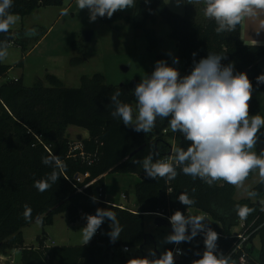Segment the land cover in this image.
<instances>
[{
  "label": "trees",
  "instance_id": "1",
  "mask_svg": "<svg viewBox=\"0 0 264 264\" xmlns=\"http://www.w3.org/2000/svg\"><path fill=\"white\" fill-rule=\"evenodd\" d=\"M63 0H13L10 9L22 17L40 7L59 6ZM184 3V13L172 11L164 0H136L133 13L125 15L115 12L111 18L100 17L106 24L125 21L132 29L142 30L149 50L158 47L160 41L152 27L160 19L169 27V38L174 40L179 57L183 60V76L190 74L193 61H199L209 52L223 54V65L234 64V74L244 72L253 85V90L264 92V84H257L256 77L264 74V43L247 44L241 39V24L233 32L217 34L214 20L205 18L203 0ZM21 32L14 35L0 33V42L19 45L26 50L25 37ZM72 46L83 53V46L73 42ZM196 56L193 57L192 53ZM78 60L79 57H76ZM22 61L18 63L21 65ZM10 65L0 60V78L4 77ZM46 84L40 79L32 86H26L21 77L0 82V253L20 250V264H110L114 250L123 253L116 259L118 264H126L132 259L127 253L132 248L142 257L148 256L149 249L155 250L154 239L146 233L144 216L162 214L170 218L176 211L185 216L193 208L209 216L204 221L205 230L211 228L218 234L217 253L231 257L236 264H264L263 249L254 257L246 246L257 234L264 241V182L250 189L248 198L233 199L234 187L224 180H217L211 186L200 178L185 175L176 166L177 177L172 181L164 178L152 179L146 176L142 160L149 154L162 160L175 157L171 142L161 133L168 120H157L155 128L147 134L126 127L122 121L111 116L113 107L110 97L119 89L120 100L134 106L133 90L139 83L109 85L101 73L79 78V87H67L56 76L46 73ZM260 104L255 97L249 101V113L258 114ZM69 125L86 129L88 137L74 144L69 140L66 128ZM161 132V133H160ZM173 133V134H171ZM177 148L189 146L179 132H168ZM83 153V155H80ZM55 154L66 164L59 180L50 189L41 193L34 188V180L45 178L53 170L42 164V157ZM139 160L141 163H134ZM170 163L175 164V161ZM89 175L78 182L75 174ZM111 173L134 174L139 180L133 182L135 209L120 207L105 199V176ZM78 188H81L78 191ZM101 188V197L93 202L91 197ZM186 194L194 198V205H183L178 197ZM122 226L120 238L110 242L108 232L110 220H105L98 233L87 245L47 246V234L43 231L36 236L37 247L24 245L21 228L41 217L43 225H49L53 217L66 213L70 223L87 222L86 215H95L97 208L110 205ZM32 210V222L23 217L24 206ZM247 207L252 211L241 218L236 206ZM243 222L241 233L247 235L241 248L235 251L240 242L231 229ZM190 233V227H189ZM126 246L130 250L123 252ZM174 245L167 250L173 249ZM205 251L204 233L200 232L190 242L181 243V255L174 258V264H192L200 259ZM137 256V255H136ZM135 257V256H134ZM111 259V260H110ZM115 261V260H114ZM113 261V262H114Z\"/></svg>",
  "mask_w": 264,
  "mask_h": 264
},
{
  "label": "clouds",
  "instance_id": "2",
  "mask_svg": "<svg viewBox=\"0 0 264 264\" xmlns=\"http://www.w3.org/2000/svg\"><path fill=\"white\" fill-rule=\"evenodd\" d=\"M149 2L145 0V3ZM195 2L200 3L201 0ZM76 3L80 10L88 9L90 22L98 17L111 18L117 11L136 6V0H76ZM175 3L179 6L186 2L175 0ZM187 3H192V0H187ZM203 4V14L215 21L217 34L233 32L246 17H254L264 11V0H203ZM12 6L13 0H0V33H8L19 20V16L10 11ZM60 14L67 16L68 9H62ZM26 35H36V29L28 30ZM8 47L6 41L0 42V60L7 57ZM192 55L195 57L196 53ZM225 58L223 54L209 52L198 62L194 60L192 71L183 77L165 60L157 61L154 71L141 78L133 90L135 109L120 100L119 89L111 95V116L126 127L147 134L155 128L158 119H167L170 129L190 142L186 150H175V164L156 160L153 154L144 157L142 167L147 177L172 181L178 175L176 166H180L185 175L200 178L210 186L217 180L241 186L249 173L258 169L261 182H264V151L259 155L251 151L257 143L258 132L264 127V117L258 114L249 116L253 85L246 73L234 74V64L223 65L221 61ZM177 63L179 58H173V64ZM256 81L264 84V74L258 75ZM41 162L53 169L45 178L33 182L34 188L43 193L59 180L66 164L55 154L42 157ZM133 162L141 163L139 160ZM91 199L93 202L98 200L95 196ZM178 200L187 207L195 203L194 198L183 193ZM112 207L111 204L107 208H97L95 215H86V226L81 229L84 245L90 242L106 219L111 221L110 242L115 243L120 238L123 229ZM236 208L241 218L252 211L239 205ZM23 217L32 222V210L28 205L24 206ZM204 220L201 215L185 216L176 211L169 218L172 232L165 237V242L177 245L190 242L203 232L205 251L192 264H236L230 256L217 253L218 234L211 228L205 230ZM35 222L42 224L43 220L37 217ZM176 253L181 254V250L177 249ZM149 257H156L155 250L149 249L148 256L132 258L126 264H174L171 250L163 252L159 258Z\"/></svg>",
  "mask_w": 264,
  "mask_h": 264
},
{
  "label": "rangeland",
  "instance_id": "3",
  "mask_svg": "<svg viewBox=\"0 0 264 264\" xmlns=\"http://www.w3.org/2000/svg\"><path fill=\"white\" fill-rule=\"evenodd\" d=\"M165 3L172 11L178 14L184 13V3L179 6L176 5L175 0H165ZM62 9H68L67 16L60 14ZM133 11L134 8H127L117 12L129 15ZM18 16L19 20L10 29L13 32L24 33L22 35L25 37L27 48L23 51L19 45H9L8 55L1 61L11 66L8 77H22L26 86H32L39 79L46 84V73L56 76L67 87H79L80 76H90L94 73L103 74L105 82L109 85L131 84L135 80L140 82L141 78L150 75L159 60H165L168 65L177 68L180 76L183 77V60L179 57L175 41L169 38V27L160 19H157V22L152 25L160 43L157 48L149 50L142 30L132 29L125 21L106 24L100 20V17L96 21L90 22L88 9L80 10L76 0H63L59 6L40 7L27 16ZM255 21L256 24H254ZM258 24L261 26V35H264V11L258 12L254 17L245 18L248 34L258 31ZM30 29H36V35H26ZM84 32L91 33L89 40L84 39ZM73 42H78L83 46V53H79L73 48ZM76 57L80 59L78 60ZM175 57L179 58L177 64H173ZM20 61L22 64L18 65ZM251 97L258 100L260 104L258 115L264 117V92L252 90ZM254 115L257 114L249 113V116ZM169 130H171L169 124L166 123L165 129L162 133L160 132L167 141H171ZM66 133L69 140L77 144L76 146L82 137H88L86 129L73 125L67 126ZM257 136V143L251 151L259 155L264 151V127L260 129ZM128 179L126 174H109L106 182L110 197L107 200L133 210L135 207H130L132 199H135L132 185L128 190L122 192L123 189H127L123 185H129ZM260 179L259 170H252L241 186L233 185V199L251 198L249 191ZM116 196L122 203L117 202V198H114ZM188 212L193 216L201 215V212H197L193 208H189ZM86 223L80 221L70 223L66 213H59L53 217V221L49 225L33 222L22 227L23 242L25 246L37 247L36 236L41 235L44 231L47 234L45 240L47 246L80 245L83 244L81 229L86 226ZM167 223L169 225L164 224L157 227L154 217H144L145 231L153 237L154 246L159 256L167 251L169 246L176 245L165 242V237L172 232V226L168 220ZM241 226L242 222L233 227L231 232L233 234L241 233ZM51 241H54V244ZM262 244L261 235H255L246 246L247 252L257 257ZM178 245L181 247V243ZM114 254L112 260L115 261H111L110 264H118L116 259L123 255L118 251ZM127 255L132 258L142 256L135 248H132ZM19 258L20 250H8L4 254L0 253V264H20Z\"/></svg>",
  "mask_w": 264,
  "mask_h": 264
},
{
  "label": "crops",
  "instance_id": "4",
  "mask_svg": "<svg viewBox=\"0 0 264 264\" xmlns=\"http://www.w3.org/2000/svg\"><path fill=\"white\" fill-rule=\"evenodd\" d=\"M254 24H256V21L254 22ZM257 27H258V31H254V32L252 31V33H249L248 34L247 33V30H246V25H245V19L241 22V39H242V41L244 43H247V44H262V43H264V35H261V26H260V24H258ZM262 30H263V28H262ZM8 72H9V70L6 72V74H5L4 77L0 78V82L5 81V80H9V79H16L17 78V77H12V78L8 77ZM169 131L171 132L172 130H169ZM85 138H87V137H85ZM81 139H84V137H82ZM170 142H171V145H172V152H174L176 150V145L177 144H176V142L174 141L173 138H171V141ZM173 160H174L173 157H170L169 158V161L170 162L173 161ZM126 175H128V177H129V179H128V182H129L128 184L129 185H123L124 187H127V189L126 188L123 189L122 192L128 190L129 186H131L133 184V182L139 180V177L137 175H134V174H126ZM107 176H109V175H106L105 176V197H106V200H107L108 197H110V192H109V189L107 187V182H106L107 181L106 180L107 179ZM114 198H117V202L118 203H122L119 200V197L118 196H116ZM251 199L254 200V198H251ZM132 201L133 202L131 203L130 207H135V199L133 198ZM120 206L121 207H124V205H120ZM188 211H189V209H188ZM196 211L197 212H200L198 210H196ZM188 214H189V212H188ZM146 216L155 217L156 214H146L144 217H146ZM201 216H204L205 217V220L204 221L210 219L209 216L207 214L203 213V212H201ZM167 220L169 221V218H167ZM51 243L54 244V241H51Z\"/></svg>",
  "mask_w": 264,
  "mask_h": 264
},
{
  "label": "built area",
  "instance_id": "5",
  "mask_svg": "<svg viewBox=\"0 0 264 264\" xmlns=\"http://www.w3.org/2000/svg\"><path fill=\"white\" fill-rule=\"evenodd\" d=\"M74 148H77V146H75ZM80 155H83V153H81ZM163 161H167L170 163L169 159H162ZM89 174L88 173H85V174H75L74 178L78 181V182H81L83 180V178H85L86 176H88ZM81 188H78V191H80ZM93 196L97 197L98 199H100L101 197V188H98L97 190L94 191L93 193ZM121 207V206H120ZM159 214V213H157ZM243 222H242V226H243ZM98 233V231L95 233V235ZM239 238H240V242L239 244L237 245L235 251H238L240 248H241V245H242V242H244L246 239H247V235L245 234H242V233H239L237 235ZM127 248V251H124V249ZM177 249H180L181 250V247L179 245H175L172 249L173 251V254H174V258H178L181 254H177L176 253V250ZM123 252H128L130 249L126 246H124L122 249H121ZM113 252H116L115 250Z\"/></svg>",
  "mask_w": 264,
  "mask_h": 264
},
{
  "label": "water",
  "instance_id": "6",
  "mask_svg": "<svg viewBox=\"0 0 264 264\" xmlns=\"http://www.w3.org/2000/svg\"><path fill=\"white\" fill-rule=\"evenodd\" d=\"M13 34L19 36L17 32H13ZM90 38H91V33L90 32H84V39L89 40ZM124 69H126V68H124ZM154 223L157 227H160L164 224L169 225V223H167V218L162 214H156V216L154 217ZM262 249H263V254H264V241L262 244Z\"/></svg>",
  "mask_w": 264,
  "mask_h": 264
}]
</instances>
